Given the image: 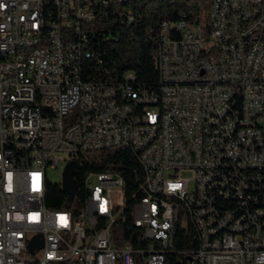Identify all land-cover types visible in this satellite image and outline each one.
Segmentation results:
<instances>
[{
    "label": "built area",
    "instance_id": "obj_1",
    "mask_svg": "<svg viewBox=\"0 0 264 264\" xmlns=\"http://www.w3.org/2000/svg\"><path fill=\"white\" fill-rule=\"evenodd\" d=\"M61 1L54 24L52 0H0V264H164L186 226L198 244L183 252L185 264H264V46L244 42L247 29H264V0H202L205 23L162 21L154 88L131 73L87 75V61H102L92 44L107 2ZM34 3L49 5L48 37L29 53ZM115 147L142 168L134 242L120 235L117 172H85L77 208L45 202L48 170L75 161L76 173L89 152ZM183 171L193 174L190 189ZM31 240L39 248L28 249Z\"/></svg>",
    "mask_w": 264,
    "mask_h": 264
},
{
    "label": "trees",
    "instance_id": "obj_2",
    "mask_svg": "<svg viewBox=\"0 0 264 264\" xmlns=\"http://www.w3.org/2000/svg\"><path fill=\"white\" fill-rule=\"evenodd\" d=\"M106 5L97 9L94 27L101 34L92 49L95 59L85 64L86 74L95 78L123 79L131 73L136 83L148 88L158 85L156 57L160 45V25L162 21L176 23L180 20L198 23L205 17L207 4L202 0H104ZM133 16L127 20V15ZM200 16V17H199ZM86 75V76H87ZM90 162L78 160L75 180L78 189L73 200H68L58 183L48 182L46 205L54 209H72L81 204L83 197V177L89 170L112 171L123 176L125 181L124 199L126 208L120 224L122 239L134 242V225L131 208L141 195L142 168L132 150L115 147L89 152ZM198 244L197 232L191 226L179 227L175 234L174 246L167 251L164 264H185L187 255Z\"/></svg>",
    "mask_w": 264,
    "mask_h": 264
},
{
    "label": "bare ground",
    "instance_id": "obj_3",
    "mask_svg": "<svg viewBox=\"0 0 264 264\" xmlns=\"http://www.w3.org/2000/svg\"><path fill=\"white\" fill-rule=\"evenodd\" d=\"M122 1V0H119ZM63 4L61 0H52V16L54 24L62 23ZM49 12V5L43 3H34V21L37 26L36 38L28 44V52L36 53L42 50L43 42L48 37V30L45 24V14ZM254 39H260L262 46H264V29L254 28L247 29L244 33V42L253 43ZM16 54H23V47H16ZM0 57H6V49H0ZM0 72H2V65H0ZM159 78H162V71H158ZM91 232H100V219H91ZM28 249L39 248L38 240L27 241Z\"/></svg>",
    "mask_w": 264,
    "mask_h": 264
},
{
    "label": "rangeland",
    "instance_id": "obj_4",
    "mask_svg": "<svg viewBox=\"0 0 264 264\" xmlns=\"http://www.w3.org/2000/svg\"><path fill=\"white\" fill-rule=\"evenodd\" d=\"M207 20L204 17L202 22L205 23ZM201 37L204 43H208L210 40L209 34L207 33L206 29L201 31ZM65 162H60L59 166L55 168L54 170H48L47 175L50 182L53 183H61L62 181V171L64 168ZM182 177L185 179H188L187 182V188L193 187V174L190 171H183ZM92 182H94V179H91Z\"/></svg>",
    "mask_w": 264,
    "mask_h": 264
},
{
    "label": "water",
    "instance_id": "obj_5",
    "mask_svg": "<svg viewBox=\"0 0 264 264\" xmlns=\"http://www.w3.org/2000/svg\"><path fill=\"white\" fill-rule=\"evenodd\" d=\"M75 169L76 162L70 161L67 163L62 173L61 188L64 194L67 196V199L70 201L73 200L78 188L77 182L74 179Z\"/></svg>",
    "mask_w": 264,
    "mask_h": 264
},
{
    "label": "snow or ice",
    "instance_id": "obj_6",
    "mask_svg": "<svg viewBox=\"0 0 264 264\" xmlns=\"http://www.w3.org/2000/svg\"><path fill=\"white\" fill-rule=\"evenodd\" d=\"M61 219L63 220L64 218L62 217Z\"/></svg>",
    "mask_w": 264,
    "mask_h": 264
}]
</instances>
